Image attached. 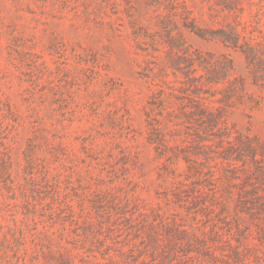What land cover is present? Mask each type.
<instances>
[{
	"label": "rangeland",
	"instance_id": "rangeland-1",
	"mask_svg": "<svg viewBox=\"0 0 264 264\" xmlns=\"http://www.w3.org/2000/svg\"><path fill=\"white\" fill-rule=\"evenodd\" d=\"M231 31L264 54V0H0V264H264V72ZM227 59L210 129L193 76Z\"/></svg>",
	"mask_w": 264,
	"mask_h": 264
},
{
	"label": "trees",
	"instance_id": "trees-1",
	"mask_svg": "<svg viewBox=\"0 0 264 264\" xmlns=\"http://www.w3.org/2000/svg\"><path fill=\"white\" fill-rule=\"evenodd\" d=\"M202 29L197 30V33L203 37L205 36V30ZM224 37V41L226 43L231 42L234 46L240 48L243 51L247 58L248 65L252 70L254 80H259L262 77V72H264V54L261 52V50L257 46L249 42L247 44H242L240 42L239 34L236 31H231L230 34H225ZM230 67H233V61L231 59H227L226 62L220 66V68H217L214 76H206V81L203 79L204 76L202 75L193 76V80L195 81V95L194 97H192L194 105L192 106L193 109L191 110V116H196L197 118H199V120H201V122L205 124L207 128L216 129L223 126V121L221 120L223 114L221 113L223 112L224 108L222 106H213L212 104H210V102H207V100L201 96V93H208V89L205 90L207 82H225V80L230 77V74L228 73ZM190 69L193 70L190 71ZM190 69L188 70L190 73L196 71L194 68ZM228 81L231 83H229L227 89L223 90L222 98L218 99L220 103H229V100L234 95H237L240 91L238 85H235L231 80ZM242 142L244 146H237L234 144L228 147L226 156L223 155V157L225 159L233 158L236 160H242V151L244 149H248L252 152L254 151V148H252L251 142L249 140H245Z\"/></svg>",
	"mask_w": 264,
	"mask_h": 264
}]
</instances>
